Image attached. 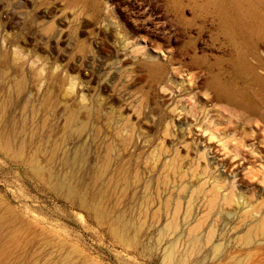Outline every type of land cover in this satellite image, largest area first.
Returning <instances> with one entry per match:
<instances>
[{"label": "rangeland", "instance_id": "rangeland-1", "mask_svg": "<svg viewBox=\"0 0 264 264\" xmlns=\"http://www.w3.org/2000/svg\"><path fill=\"white\" fill-rule=\"evenodd\" d=\"M0 264H264V0H0Z\"/></svg>", "mask_w": 264, "mask_h": 264}, {"label": "bare ground", "instance_id": "bare-ground-1", "mask_svg": "<svg viewBox=\"0 0 264 264\" xmlns=\"http://www.w3.org/2000/svg\"><path fill=\"white\" fill-rule=\"evenodd\" d=\"M77 117V116H76ZM73 122H74V117L73 116H71L70 118H69V122H68V125H69V128H71L72 127V124H73ZM84 126V125H83ZM110 147V146H109ZM56 151V150H55ZM56 154V153H55ZM107 158V157H106ZM30 161V160H29ZM171 163V162H170ZM172 166V165H171ZM66 167V166H65ZM165 167V166H164ZM178 169H180V168H178ZM175 170V169H174ZM135 178V177H134ZM199 191V190H198ZM167 204V203H166ZM148 205V204H147ZM148 208V207H147ZM149 211V210H148ZM155 216V215H154ZM139 217V216H138ZM175 218V217H174ZM145 221V220H144ZM178 224V223H177ZM177 224H175V227H176V225ZM255 224V223H254ZM143 226V225H142ZM171 226V225H170ZM169 226V227H170ZM174 227V228H175ZM257 229V228H256ZM260 229H261V226H260ZM212 231V230H211ZM257 230H255V232H256ZM213 232V231H212ZM211 232V233H212ZM257 233V232H256ZM256 233H255V235H256ZM135 236V235H134ZM191 236V235H190ZM252 236V235H251ZM243 238V237H242ZM247 238V237H246ZM250 238H252V237H250ZM22 239V238H21ZM219 250V249H218ZM178 251V250H177ZM176 256V255H175ZM178 256V255H177ZM187 257V256H186ZM169 261H170V259H169ZM171 261H172V259H171ZM170 261V262H171Z\"/></svg>", "mask_w": 264, "mask_h": 264}, {"label": "crops", "instance_id": "crops-1", "mask_svg": "<svg viewBox=\"0 0 264 264\" xmlns=\"http://www.w3.org/2000/svg\"><path fill=\"white\" fill-rule=\"evenodd\" d=\"M19 80H20L19 82H21V83L25 82L24 78H20Z\"/></svg>", "mask_w": 264, "mask_h": 264}]
</instances>
